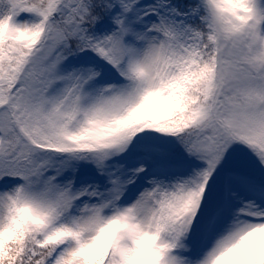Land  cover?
Returning a JSON list of instances; mask_svg holds the SVG:
<instances>
[{
    "label": "snow or ice",
    "instance_id": "1",
    "mask_svg": "<svg viewBox=\"0 0 264 264\" xmlns=\"http://www.w3.org/2000/svg\"><path fill=\"white\" fill-rule=\"evenodd\" d=\"M0 264H264V0H0Z\"/></svg>",
    "mask_w": 264,
    "mask_h": 264
}]
</instances>
